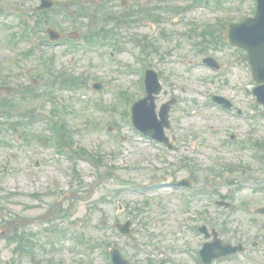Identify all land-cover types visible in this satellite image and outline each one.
Returning <instances> with one entry per match:
<instances>
[{
    "label": "rangeland",
    "instance_id": "374dc122",
    "mask_svg": "<svg viewBox=\"0 0 264 264\" xmlns=\"http://www.w3.org/2000/svg\"><path fill=\"white\" fill-rule=\"evenodd\" d=\"M70 1L58 0L47 11L37 29V45L39 40L47 44L25 56L36 39L25 41L22 25L26 21L32 29L36 24L39 0H0V230L5 232L0 264H110L102 248L87 250L77 235L99 247L106 241L117 244L135 264H199L194 258L205 242L196 230L201 225L216 228L225 242L259 240L264 220L252 209L264 205V146L263 159H256L250 148L264 143V111L252 95L246 54L219 40L228 23L253 14L254 2L210 0L212 11L183 10L189 0H126L124 7L122 0H77L74 7ZM78 8L87 10L75 22ZM107 13L117 20L107 21ZM123 15L125 22L119 21ZM48 26L63 34L59 45L49 46ZM209 26L216 28L218 40L198 36ZM101 28L113 29L104 43L67 49L72 33L82 43L91 29ZM207 56L221 64L222 73L204 67ZM40 57L54 58V69L41 64ZM149 65L166 90L158 107L177 99L166 133L171 142L175 139L171 151L141 136L126 116L145 96L138 71ZM59 72L87 83L54 91L48 84ZM95 84L103 88L95 90ZM215 93L234 102L246 117L212 105ZM54 104L73 132V139L64 136L65 143L72 142L71 156L59 157L50 146L47 125L31 119L48 118L40 117V111L49 114ZM80 149L103 162L77 155ZM192 168L197 179L193 194L154 184L162 176L191 178ZM222 196L232 197L235 209L219 208L215 201ZM127 220L134 223L136 243L113 231L114 224ZM55 227L61 233L53 236ZM16 232L35 234L33 248L20 251L11 244L8 238ZM263 246L255 249L261 264ZM221 264H243V259Z\"/></svg>",
    "mask_w": 264,
    "mask_h": 264
},
{
    "label": "water",
    "instance_id": "95a60500",
    "mask_svg": "<svg viewBox=\"0 0 264 264\" xmlns=\"http://www.w3.org/2000/svg\"><path fill=\"white\" fill-rule=\"evenodd\" d=\"M259 3H260V5H259V11H258L257 18L253 21L252 20L249 21V23L251 25L255 26V28L257 29V33L252 34L249 38H245V43L251 51V58H252V63H253V67L255 70L256 78L258 79V77H259V80L262 81L264 79V64L261 67L259 65L258 59L260 57V51H261L262 45L264 44V31L262 29V26H260V28H259L257 23H258V20L260 19V17H262L264 14V0H259ZM226 36L229 39V41H231V42L237 40L235 35L232 33V31L228 32ZM147 81L149 84V88H151V86L153 84V89L148 90L149 95H150V97L148 99L154 101V98L151 97L152 94L153 93L158 94L161 90V86L158 83V77H157V75H154L153 72H149ZM154 107H155V105L152 104L150 106L151 110L154 111ZM168 111H169V107L167 106V107L163 108V112L161 113L162 118H163V122H162L161 129H160V135L155 136L151 132H148L147 130H145L143 128L142 129L144 131H146L147 133L153 135L155 138H158L160 140H164V138H163V127L165 125L170 126L168 124ZM137 120L144 128H148V125L146 123H144V121H143V117H142L141 113H137ZM260 211L264 212V209H262ZM206 252L212 253V246L211 245H209V248L206 250ZM115 256H119V255H117V254L114 255V261L116 264H126L122 259L120 260L119 258L116 261Z\"/></svg>",
    "mask_w": 264,
    "mask_h": 264
},
{
    "label": "flooded vegetation",
    "instance_id": "af4514ba",
    "mask_svg": "<svg viewBox=\"0 0 264 264\" xmlns=\"http://www.w3.org/2000/svg\"><path fill=\"white\" fill-rule=\"evenodd\" d=\"M261 231H262V233H264V224H263L262 227H261ZM262 239H263V242H264V234L262 235ZM253 245H256V246L258 245V246L260 247V244L257 243V242H256V243L253 242ZM247 251H248V250H247ZM246 255H247V256H250V255H252V254H251V252L248 251V252H246ZM247 264H249V263H247Z\"/></svg>",
    "mask_w": 264,
    "mask_h": 264
}]
</instances>
